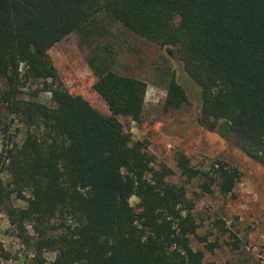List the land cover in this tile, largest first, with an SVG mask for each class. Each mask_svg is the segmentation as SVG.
Masks as SVG:
<instances>
[{
    "label": "trees",
    "instance_id": "obj_1",
    "mask_svg": "<svg viewBox=\"0 0 264 264\" xmlns=\"http://www.w3.org/2000/svg\"><path fill=\"white\" fill-rule=\"evenodd\" d=\"M101 14L175 48L167 53L200 89L202 126L264 164V0H0V213L31 252L29 264H216L190 246L198 224L185 186L168 181L166 165L154 169L146 143L119 120L140 123L147 85L113 70L111 50L98 44ZM70 35L89 49L91 88L106 114L58 81L48 52ZM165 91L164 113L186 103L171 73ZM174 163L202 195L228 196L240 179L219 160L197 168L177 153ZM9 259L0 241V264Z\"/></svg>",
    "mask_w": 264,
    "mask_h": 264
},
{
    "label": "rangeland",
    "instance_id": "obj_2",
    "mask_svg": "<svg viewBox=\"0 0 264 264\" xmlns=\"http://www.w3.org/2000/svg\"><path fill=\"white\" fill-rule=\"evenodd\" d=\"M98 22L105 28L103 40L98 44L111 50L113 70L147 85L140 123L119 120L133 141L146 143L145 153L153 158V168L166 165L174 172L168 181L185 186L187 198L194 203L192 215L198 224L196 236L190 238L191 248L202 251L205 262L264 264V164L246 157L233 139L222 138L202 126L200 89L184 72L176 54L167 53V49L174 51L175 48L160 47L138 38L103 14ZM88 53L87 47L78 45L76 35L68 36L48 52L62 87L106 114V105L91 88L94 78L86 64ZM170 73L183 89L186 103L176 111L164 113L162 103ZM2 88L0 79V90ZM38 100L50 105L49 94H42ZM1 112L5 113L3 109ZM17 129L20 127L14 124L12 133ZM20 139L21 132L16 141ZM177 153L184 154L190 165L197 168L209 161L225 162L238 169L239 182L228 196L220 195L216 188L211 195H202L198 181L185 184L179 177L174 163ZM128 201L138 212V200L130 197ZM12 205L25 207L24 202L15 199H12ZM220 225L227 232H221ZM27 230L32 234L29 226ZM12 231L6 216L0 213V241L10 255V259L2 264H29L31 252ZM201 239L205 242H200ZM206 244L216 246L208 252ZM44 257L51 262L55 253H45Z\"/></svg>",
    "mask_w": 264,
    "mask_h": 264
}]
</instances>
